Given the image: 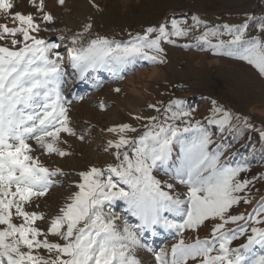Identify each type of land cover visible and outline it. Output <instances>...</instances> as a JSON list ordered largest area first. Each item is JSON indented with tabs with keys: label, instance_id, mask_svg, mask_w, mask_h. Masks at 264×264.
I'll use <instances>...</instances> for the list:
<instances>
[{
	"label": "snow or ice",
	"instance_id": "6c2138e0",
	"mask_svg": "<svg viewBox=\"0 0 264 264\" xmlns=\"http://www.w3.org/2000/svg\"><path fill=\"white\" fill-rule=\"evenodd\" d=\"M64 2L58 0L60 5ZM31 4L44 23L54 22V17L45 11L44 0H31ZM13 8L12 0H0V13L19 25L12 28L0 25V40L12 38L11 48L0 46V264H140L134 255V250L141 247L137 234L128 226L123 232L119 231L116 217L104 212L106 204L117 200L128 205L127 211L140 221L135 227L141 229L163 225L182 235L185 230H198L206 221H219L211 231V239L196 238L190 244L180 239L172 245L170 259L166 250L156 255L157 264H189L197 260L199 264H264V228L251 227L246 243L238 248L230 245L238 236L248 233V228L240 225L225 231L226 225H238L240 221L245 225L264 224L261 219L264 203L248 216L229 214L242 200L249 202L239 195L250 183L238 179L246 168L221 164V153L208 151L211 137L199 123L181 128L174 123H153L157 118L151 117L147 131L137 141L125 135L136 131L128 124L108 129L119 136L108 142L109 147L116 150L114 155L119 163L104 170L92 167L80 172V182L75 185L78 190L51 219L47 231L35 227L44 217L35 211H26L25 206L46 196L57 182L55 178L64 173L41 164L39 157L33 155L29 141L34 140L45 155L63 158L69 153L59 147L61 134L75 136L76 132L70 126L61 93L64 69L59 61L63 58L53 52L59 45L49 44L34 35L40 32V24L31 14L13 13ZM194 20L199 24L195 17ZM247 27V22L239 27L225 25L223 32L212 29L199 39L208 41L210 36L230 35L232 39L227 43L220 40L213 45L217 54L244 61L264 76V40L244 39ZM91 28L90 23L86 24L84 31ZM260 29L264 32V20L260 22ZM155 33L158 35L151 38ZM18 35L22 39H16ZM172 35L186 36L187 32L173 21L172 32L167 31L164 24L149 27L143 35L123 45L97 37L87 47L69 50L71 65L81 78L89 70L101 67L115 74L117 68L136 58L156 61L162 57L161 42H169ZM72 43L75 45L78 40L73 38ZM53 55L56 59L51 58ZM182 103L174 102L177 111L171 112L167 120H180L190 114L181 107ZM171 107L169 105L167 111ZM215 112L221 110L215 109ZM230 120L231 115L223 112L220 120L210 122L223 127ZM187 133L193 135H183ZM79 138L83 140V136ZM177 144L180 145V164L175 174L180 183L187 186L184 200L164 191L163 187L171 189L172 185L162 186L153 175L155 169L170 166ZM130 145L134 149L131 155ZM113 177L126 185L127 190L118 188ZM165 213L181 217L182 223L169 220ZM14 216L22 222L14 223ZM48 236L58 237L62 243L49 242ZM257 247L262 250L259 254L255 251ZM41 249L49 253V258L38 254Z\"/></svg>",
	"mask_w": 264,
	"mask_h": 264
},
{
	"label": "rangeland",
	"instance_id": "374dc122",
	"mask_svg": "<svg viewBox=\"0 0 264 264\" xmlns=\"http://www.w3.org/2000/svg\"><path fill=\"white\" fill-rule=\"evenodd\" d=\"M12 2L13 13L31 14L40 24V32L34 35L49 44L59 45L53 52L63 58L59 61L64 69L61 93L68 109L70 126L76 132L75 136L61 134L59 147L69 153L63 158L55 154L45 155L34 140L29 141L34 149L33 155L39 157L41 164L50 170L58 168L64 173L55 178L57 182L46 196L36 198L25 206L26 211H35L44 217L36 222L35 227L47 231L51 219L78 190L75 185L80 182V172L92 167L104 170L119 163L114 155L116 150L108 144L119 136L108 129L128 124L136 131L125 135L137 141L147 131L151 117L157 118L153 123H174L181 128L199 123L211 137L208 151L218 150L221 164L246 168L238 179L250 183L239 195L249 202L242 200L239 205L233 206L230 215L254 214V209L264 203V76L244 61L217 54L213 45L220 40L227 43L232 39L230 35L210 36L208 41L199 39L212 29L223 32L225 25L239 27L247 22L244 39L264 40V32L260 29V22L264 20V0H65L63 5L58 0H44L45 11L54 17L51 24L42 21L31 0ZM173 21L186 30L187 35H172L168 38L169 42L162 41L164 52L156 61L136 58L117 68L115 74L109 68L101 67L89 70L83 78L71 65L69 50L87 47L92 39L104 37L123 45L133 37L143 35L149 27L157 28L164 24L167 31L172 32ZM89 23L92 28L85 32V25ZM3 24L9 28L19 26L8 15L0 13V25ZM156 35L158 33L151 38ZM73 38L78 40L75 45ZM11 39L0 40V46L11 48ZM16 39L22 37L18 35ZM51 58L56 59V56ZM177 101H182L181 107L190 114L180 120H167L171 112L177 111L174 104ZM101 105L104 107L101 108ZM169 105L172 107L167 111ZM215 109L221 112L216 113ZM223 112L231 115L228 125L221 127L210 122L220 120ZM183 135L191 137L193 134ZM128 150L131 155L134 149L130 145ZM179 152L180 145L177 144L173 148L170 166L155 169L153 175L162 186L172 185L171 189L163 187L164 191L184 200L187 198V186L180 183L175 174L180 164ZM113 182L118 188L127 190L117 177H113ZM127 208L124 201L117 200L106 204L104 212L116 217L119 231L123 232V228L128 226L137 234L141 247L134 250V255L140 264H157L156 255L161 250H166L170 259L171 247L180 239L189 244L196 238L211 239V231L219 222L206 221L196 231L185 230L182 235H177L174 229L163 225L151 229L135 227L140 221ZM164 215L175 223H182L179 216ZM21 222L14 216V223ZM240 225L247 227L248 233L233 240L232 248L246 243L251 227L264 228V224L245 225L244 221H240L238 225H226L225 231ZM48 239L52 243H62L58 237L48 236ZM255 251L259 254L262 250L257 247ZM38 254L49 258V253L43 249ZM54 256L55 253L52 258ZM189 264H199V261H189Z\"/></svg>",
	"mask_w": 264,
	"mask_h": 264
},
{
	"label": "trees",
	"instance_id": "16d2710c",
	"mask_svg": "<svg viewBox=\"0 0 264 264\" xmlns=\"http://www.w3.org/2000/svg\"><path fill=\"white\" fill-rule=\"evenodd\" d=\"M258 163H257V161H255V165H257Z\"/></svg>",
	"mask_w": 264,
	"mask_h": 264
},
{
	"label": "bare ground",
	"instance_id": "6f19581e",
	"mask_svg": "<svg viewBox=\"0 0 264 264\" xmlns=\"http://www.w3.org/2000/svg\"><path fill=\"white\" fill-rule=\"evenodd\" d=\"M91 23V22H90Z\"/></svg>",
	"mask_w": 264,
	"mask_h": 264
}]
</instances>
